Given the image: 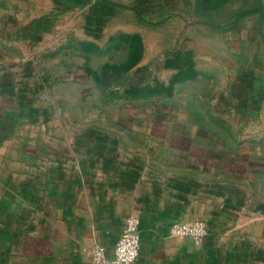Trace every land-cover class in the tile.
<instances>
[{
  "label": "crops",
  "instance_id": "0c3cea01",
  "mask_svg": "<svg viewBox=\"0 0 264 264\" xmlns=\"http://www.w3.org/2000/svg\"><path fill=\"white\" fill-rule=\"evenodd\" d=\"M90 1L113 4L52 7ZM8 77L0 78V264H93V245L110 254L130 214L140 232L132 264H264L256 161L192 145L187 132L150 145L143 129L102 130L58 104L26 102L27 87ZM197 218L208 229L200 242L171 235L173 222Z\"/></svg>",
  "mask_w": 264,
  "mask_h": 264
},
{
  "label": "rangeland",
  "instance_id": "374dc122",
  "mask_svg": "<svg viewBox=\"0 0 264 264\" xmlns=\"http://www.w3.org/2000/svg\"><path fill=\"white\" fill-rule=\"evenodd\" d=\"M111 2L0 0V78L102 130L256 161L264 210V0Z\"/></svg>",
  "mask_w": 264,
  "mask_h": 264
},
{
  "label": "built area",
  "instance_id": "2783aa9c",
  "mask_svg": "<svg viewBox=\"0 0 264 264\" xmlns=\"http://www.w3.org/2000/svg\"><path fill=\"white\" fill-rule=\"evenodd\" d=\"M208 229L203 219L192 221H175L171 224L170 233L174 236H186L194 242H200ZM140 232L138 217L130 214L125 218L123 229L109 254L104 245L96 243L91 248L93 264H132L138 256Z\"/></svg>",
  "mask_w": 264,
  "mask_h": 264
},
{
  "label": "trees",
  "instance_id": "16d2710c",
  "mask_svg": "<svg viewBox=\"0 0 264 264\" xmlns=\"http://www.w3.org/2000/svg\"><path fill=\"white\" fill-rule=\"evenodd\" d=\"M75 1H76V0H75ZM104 2H110V3H112L111 1H106V0H105Z\"/></svg>",
  "mask_w": 264,
  "mask_h": 264
}]
</instances>
